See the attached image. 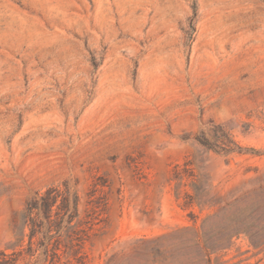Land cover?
I'll use <instances>...</instances> for the list:
<instances>
[{
    "label": "rangeland",
    "instance_id": "rangeland-1",
    "mask_svg": "<svg viewBox=\"0 0 264 264\" xmlns=\"http://www.w3.org/2000/svg\"><path fill=\"white\" fill-rule=\"evenodd\" d=\"M66 186L87 264L195 221L215 260L264 264V0H0V264L68 240L28 215Z\"/></svg>",
    "mask_w": 264,
    "mask_h": 264
},
{
    "label": "trees",
    "instance_id": "trees-1",
    "mask_svg": "<svg viewBox=\"0 0 264 264\" xmlns=\"http://www.w3.org/2000/svg\"><path fill=\"white\" fill-rule=\"evenodd\" d=\"M66 188L68 197L62 203L58 199L59 188H50L44 194L39 193L28 203L29 217L43 216L48 223V227L45 228L48 230V236L54 230L59 233V236L66 233L68 237L66 242L40 240L38 244L31 238L27 248L29 249L28 254L36 256L38 262L59 264L65 257L64 264H87L85 258L80 254L81 251L78 250L87 238H83L80 222L74 223L75 217L78 216L79 196L76 193L71 194L69 187L66 186ZM262 195V192L255 194L253 199L249 198L251 201L247 200L245 206L242 205L244 200L237 201L232 205L233 208H236L235 216L238 215L241 220H245L248 218L250 210L256 215V212L263 208L257 200ZM253 201L255 202L252 204ZM61 209L62 211L65 209V214L68 213L67 218L59 221L58 226H55L54 229L51 226L53 223L52 214L55 211L60 212ZM259 217L264 220V208ZM64 222L66 226L63 225ZM204 229V225L198 227L197 221H195L192 227L180 228L174 233L158 237V240H144L133 255L128 257L114 255L107 264H226L225 261L213 258L212 254L217 250L215 248L211 251L208 250L210 247L207 244L208 241L203 240L206 234ZM238 233L240 232H234L232 237ZM252 243L256 247H261L264 244V242L258 243L254 240Z\"/></svg>",
    "mask_w": 264,
    "mask_h": 264
}]
</instances>
